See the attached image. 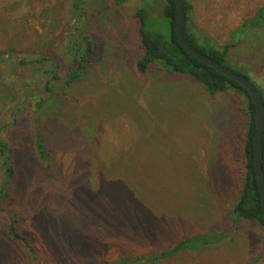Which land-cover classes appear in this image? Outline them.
<instances>
[{"label": "rangeland", "instance_id": "1", "mask_svg": "<svg viewBox=\"0 0 264 264\" xmlns=\"http://www.w3.org/2000/svg\"><path fill=\"white\" fill-rule=\"evenodd\" d=\"M73 1L0 0V50L53 56L64 74L74 23L94 45L83 79L56 85L47 115L22 96L25 87L40 91L44 76L11 59L0 64V134L13 168L0 201V264H113L210 231L223 239L158 264H264L263 232L230 219L244 176L242 95L210 97L195 80L168 79L156 67L137 72L134 14L144 10V28L168 40L166 0H82L76 21ZM185 1L198 45L233 43L228 68L264 93V25L236 32L264 0ZM36 131L48 170L36 156ZM3 176L0 162V187ZM11 216L25 241L8 234Z\"/></svg>", "mask_w": 264, "mask_h": 264}, {"label": "trees", "instance_id": "2", "mask_svg": "<svg viewBox=\"0 0 264 264\" xmlns=\"http://www.w3.org/2000/svg\"><path fill=\"white\" fill-rule=\"evenodd\" d=\"M114 1L119 4L125 0ZM81 5L82 0H74L72 2V17L75 21L83 18V9ZM184 8V33L186 41L193 48L206 53L215 61L228 67L226 64V56L233 43L228 42L221 48H205L199 46L197 37L186 29V23L189 18V5L185 0ZM144 14L145 11L142 9H138L134 14V17L139 19L141 22L138 27L137 35L142 52L135 61V68L138 73L144 74L150 67H156L162 71L163 75L168 79L185 77L195 80L204 87L205 92L210 97L217 93L230 91H236L242 95V111L247 117L242 151L244 161V176L241 190L238 193L230 211V219L234 223L240 219L250 220L264 234V220L260 208L258 184L256 181L253 164V135L255 132V105L253 101L244 87L213 69L209 65L192 57L182 48L174 32L175 0H166L164 6V14L168 17L171 25V35L168 40L162 35L155 32H149L144 28ZM256 25H264V5L257 9L254 16L250 18V20L243 22L240 27L236 29V32L244 34L249 27L251 28L252 26ZM71 32L72 33L69 34L68 42L69 48L71 49V58L69 60V66L65 70L64 74H61V63L53 56L22 49L0 50V64L5 60L11 59L12 61H15L14 63L17 65L30 67L31 71H38L44 76L45 79L41 89L39 88L40 91L37 90V93L34 91L32 94H29L32 89L28 87H25L22 91L23 99L26 102L29 100V105L35 111V114L41 110L44 111V115L51 113V100L53 98L54 91L56 90V85L61 83L70 86L74 83L80 82L88 69V64L90 61L89 55L94 49L93 39L82 28L76 26L75 23L72 26ZM232 70L247 77L260 93L264 101L263 91L249 78L246 73L238 69ZM34 148L39 163L48 170L49 155L43 138L38 131H36L34 136ZM260 160L264 170V132L260 148ZM0 162L4 173L2 185L0 187L1 201L7 194V189L9 188L13 175V168L11 166L10 158V147L1 134ZM10 218L11 220L8 226V234L11 235L13 239H22L25 241V237L16 232V219L12 216ZM223 236L224 233L222 232H205L190 238H182L173 246L162 249L157 253H151L150 255L143 257H121L113 264H158L161 259L170 258L178 252L198 251L204 246L217 244L223 239Z\"/></svg>", "mask_w": 264, "mask_h": 264}, {"label": "water", "instance_id": "3", "mask_svg": "<svg viewBox=\"0 0 264 264\" xmlns=\"http://www.w3.org/2000/svg\"><path fill=\"white\" fill-rule=\"evenodd\" d=\"M184 22H185V8L184 0H175V19H174V32L175 36L182 46V48L192 57L198 59L199 61L209 65L213 69L217 70L221 74L227 76L233 81L237 82L239 85L244 87L248 92L251 100L255 105L254 123L255 132L253 135V164L255 170L256 181L258 184L259 191V201L262 217L264 220V170L260 160V148L262 143V137L264 132V101L251 83V81L225 65L212 59L206 53H203L195 48H193L185 38L184 33Z\"/></svg>", "mask_w": 264, "mask_h": 264}]
</instances>
